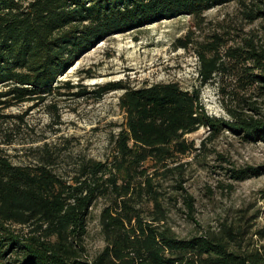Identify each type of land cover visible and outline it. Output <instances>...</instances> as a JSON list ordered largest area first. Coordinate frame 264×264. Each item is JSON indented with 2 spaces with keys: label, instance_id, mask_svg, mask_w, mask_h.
I'll return each mask as SVG.
<instances>
[{
  "label": "trees",
  "instance_id": "16d2710c",
  "mask_svg": "<svg viewBox=\"0 0 264 264\" xmlns=\"http://www.w3.org/2000/svg\"><path fill=\"white\" fill-rule=\"evenodd\" d=\"M234 2L250 21L264 19V0H0V127L21 117L5 111L43 105L61 90L73 89L60 77L97 43L184 16L199 23L207 11ZM225 35L212 34L201 44L200 84L191 91L177 82L98 88V97L123 90L119 105L125 114L110 136L111 153L104 161L82 159L65 177L45 148L35 162L16 163L0 147V264H264V247L234 249L239 239L232 228L179 238L167 224L163 194L156 187L172 173L171 164L197 150L187 136L201 128L264 141L257 102L239 94L255 91L264 97V48L254 38L226 48L231 40ZM179 42L187 49L191 36ZM224 77L231 80L227 94L222 90L225 96L254 115L227 107L234 119L229 122L208 114L201 90ZM0 136L2 145H14L7 132ZM234 174L243 181L264 172L247 168ZM178 188L186 194L182 182ZM99 200L104 201L105 246L89 258L86 237ZM184 200L193 212V198Z\"/></svg>",
  "mask_w": 264,
  "mask_h": 264
},
{
  "label": "rangeland",
  "instance_id": "374dc122",
  "mask_svg": "<svg viewBox=\"0 0 264 264\" xmlns=\"http://www.w3.org/2000/svg\"><path fill=\"white\" fill-rule=\"evenodd\" d=\"M244 12L242 5L234 2L207 11L199 23L184 16L109 37L60 77L73 89L61 90L46 104L27 103L4 112L21 117L16 123L8 119L9 123L0 127V134L7 132L15 139L14 145L5 146L0 136V147H5L16 163L35 162L40 148H45L55 157L54 169L65 177L73 174L82 159L106 160L111 153L110 136L125 121L119 105L123 90L98 97V88L118 82L132 87L177 82L185 90L198 88V52L212 34H226L231 40L226 48L244 38H254L264 48V19L252 22ZM189 35L192 43L185 49L179 40L185 41ZM218 79L201 90L208 114L229 122L234 119L227 107L255 114L247 105L239 109L225 96L222 90L226 94L230 90V78ZM239 94L257 102L260 112L255 116L264 121V97L255 91ZM244 134L224 129L216 135L201 128L188 135L187 140L197 150L171 164L172 173L157 182L167 224L179 238L219 235L232 228L239 239L234 249L264 247V174L243 181L233 177L247 168L264 172V141H252ZM179 172L183 177L177 175ZM181 182L186 194L178 188ZM187 195L194 200L193 212L184 200ZM103 207L104 201L99 200L91 211L86 237L89 258L105 246L100 224Z\"/></svg>",
  "mask_w": 264,
  "mask_h": 264
},
{
  "label": "water",
  "instance_id": "95a60500",
  "mask_svg": "<svg viewBox=\"0 0 264 264\" xmlns=\"http://www.w3.org/2000/svg\"><path fill=\"white\" fill-rule=\"evenodd\" d=\"M101 42H102V41H101ZM101 42L97 43V45L100 44ZM97 45H96V46H97ZM96 46H95V47H96ZM95 47H94V48H95ZM73 66H74V65H72L71 67H73ZM71 67H69L68 69H70Z\"/></svg>",
  "mask_w": 264,
  "mask_h": 264
}]
</instances>
